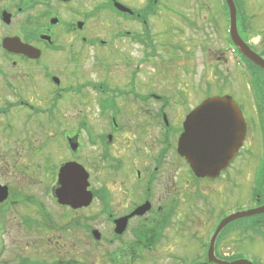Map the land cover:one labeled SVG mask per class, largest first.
<instances>
[{
  "label": "flooded vegetation",
  "instance_id": "obj_1",
  "mask_svg": "<svg viewBox=\"0 0 264 264\" xmlns=\"http://www.w3.org/2000/svg\"><path fill=\"white\" fill-rule=\"evenodd\" d=\"M85 1L94 4L90 10L84 9ZM171 1L142 0L140 7H133L130 0H0V193L6 194L0 201V261L9 254L18 263L29 264L37 216L45 225L51 221L36 200V183L47 181L41 183L42 193L54 208L75 212L58 205L54 197L60 169L75 164L84 170L91 196L90 204L76 212L93 210V228L84 227L87 237L96 231L98 240L116 245L112 257H141V250L149 254L166 243L165 252L158 253L174 264H214L209 248L216 227L230 214L241 213L245 215L232 223L237 226L232 241L239 246V258L227 260L222 251L229 231L221 235L212 255L223 263L264 264V213L250 215L264 207V66L228 44L222 30V51L229 53L241 78L245 100L237 103L226 92L219 97L235 101L246 133L242 148L224 171L215 178L197 177L179 154L183 125L197 106L186 108L184 94L162 92V82L173 84L166 74L179 72V63L155 50L149 32L150 19ZM234 2L239 40L264 65V12H257L263 0ZM114 4L132 13L118 11ZM221 4L223 9L226 4L223 0ZM103 15L117 28L106 39L94 36L97 30L90 26ZM222 21L224 28L225 15ZM178 29L172 27V38ZM9 41L20 43L28 54L4 45ZM215 51L221 55V47ZM205 52L202 60L208 67L211 47ZM189 53V89L194 92L197 56L193 50ZM258 143L256 153L253 145ZM244 154L253 161L249 185L241 184L242 190L247 188L244 199L229 214L220 211L206 236L194 238L195 246L187 254L173 252L167 245L183 240L180 206L198 207L202 216L203 206L194 203L205 193L196 186L222 182ZM123 219L125 229L119 234L117 224ZM13 228L16 237L4 247L3 235H10ZM249 248L253 254L245 255Z\"/></svg>",
  "mask_w": 264,
  "mask_h": 264
},
{
  "label": "rangeland",
  "instance_id": "obj_2",
  "mask_svg": "<svg viewBox=\"0 0 264 264\" xmlns=\"http://www.w3.org/2000/svg\"><path fill=\"white\" fill-rule=\"evenodd\" d=\"M234 3V0H232ZM130 6L140 7L141 1L130 0L128 2ZM94 5L92 2L85 1L84 9L90 10L91 6ZM204 6V7H203ZM166 10L159 13L158 17H153L150 19V37L155 45V50L157 52H164V56L169 59L168 61L179 63V72L171 71L166 74L173 81V84H168V82H162L164 89L162 92H178L181 95H185L188 105L186 108H191L192 106H197L200 101L206 96H216L224 92L233 95L237 98V103L239 99L245 100L243 95V85L238 72L233 68L231 63V58L229 53L224 54L223 48L225 47V42L222 35L224 12L222 9L221 0H172L167 6ZM257 12H264V0L261 4V8L258 7ZM190 23V26H189ZM91 29H96L94 36L100 38H108L113 32L117 30L114 27L113 21L103 17L99 21H92L90 23ZM179 27L177 35L175 33V38H172V27ZM122 26L119 27V29ZM120 44H127V42H119ZM173 45H178L181 48L179 51H174ZM166 46V48H165ZM211 47L212 53L208 54V62L210 63L208 67H204L202 56H206V48ZM221 47V55L217 51V48ZM165 48V49H164ZM172 48L173 51L168 49ZM189 50L196 53L197 59L195 61V78L197 89L192 91L189 89V79L191 74H189ZM159 52V53H160ZM178 52V53H177ZM218 75L225 77L227 82L219 80ZM216 78V79H215ZM220 78V79H221ZM76 82H81L79 77ZM148 89V91H150ZM36 93V92H35ZM181 99V98H179ZM202 100V101H203ZM59 103H64V101H59ZM178 108H181L179 106ZM175 107L172 111H176ZM180 109L179 111H182ZM250 136V135H249ZM252 143V140H249ZM253 147L259 152L260 145ZM251 160L247 158V155H243L237 163L234 164L233 169L229 171L226 177L222 178V182H216L211 184H205L204 182L197 185L196 189L205 193L203 200H195V205L202 207L204 209L203 215L198 214L197 208L192 209L185 205L180 206L179 214L184 217L182 222L179 224V230L181 235L179 236L183 240L178 242L179 245L176 246L177 241H173L167 246L171 250H177L180 254H187L188 248H193L195 246L194 238L198 236H206L211 224L213 223L216 215L220 211H225V214H229L235 206L241 203L244 199L243 191L246 192L247 188L242 185H249L251 174L253 168ZM6 163V160L3 161ZM47 184V181L35 184V197L36 200L41 203L50 215V220L45 225L37 216V221L39 224L36 225L32 239L34 240V254L29 257L30 262H35L34 264H113L111 258L115 264H174L173 261L162 258L161 253H164L166 248V243L163 246H158V248L152 253H142L140 251L141 257H134L119 259L112 257V252L114 251L116 245H109L104 243L102 240L99 242L94 239L87 237L86 229L93 228V210L88 211H78L69 212L57 210L54 208L50 202L44 197L43 185ZM205 184V186H204ZM236 184H239L240 189L236 188ZM245 188V190H244ZM67 210V209H65ZM15 220L14 222H17ZM230 221L225 224L219 231L217 237L213 242L214 245L219 243L222 238L221 235L227 233V239L224 240L222 251L225 253V258L227 260H233L239 258V246L232 241V237L235 239L237 237V229L235 225ZM82 223H85L82 226ZM15 227V224H12ZM185 232H184V230ZM188 231L186 232V230ZM103 232H107L106 229H101ZM172 232V231H171ZM222 232V233H221ZM16 230L13 228L10 235H3L4 247H8L10 243L16 236ZM170 231L167 237H172ZM221 237V238H220ZM226 237V236H225ZM22 240V239H20ZM146 242L145 239H143ZM185 246H184V245ZM117 246L121 247L117 244ZM124 246V245H123ZM123 246L121 248H123ZM142 246L145 245H140ZM62 247V248H61ZM163 249V250H162ZM251 249V248H249ZM162 250V252H161ZM134 253V249L131 250ZM244 251V250H242ZM120 252V251H119ZM161 252V253H158ZM254 250L251 249L245 255L253 254ZM262 255V253H258ZM264 256V255H263ZM3 264H19L13 256L9 254L3 255V260L0 261ZM177 264V263H176Z\"/></svg>",
  "mask_w": 264,
  "mask_h": 264
},
{
  "label": "water",
  "instance_id": "obj_3",
  "mask_svg": "<svg viewBox=\"0 0 264 264\" xmlns=\"http://www.w3.org/2000/svg\"><path fill=\"white\" fill-rule=\"evenodd\" d=\"M229 8L230 36L234 45L242 49L247 57L262 66L261 61L250 52L239 40L236 30V11L232 0H225ZM4 45L17 47V51L28 53L19 43L5 42ZM184 131L180 138L179 151L185 157L196 176L215 177L225 170L229 162L242 146L245 136V123L240 111L230 97H214L201 103L186 119ZM59 189L55 191L60 205H67L73 209L87 207L91 196L86 191L87 177L84 170L77 165H65L58 176ZM6 194L0 193V201ZM263 209L255 211L263 213ZM245 214H236L225 219L216 229L210 247L211 261L218 264H249L246 261L222 263L216 261L212 255V246L221 228L230 221L239 219ZM125 221H122V230ZM209 251V252H210ZM210 254V253H209Z\"/></svg>",
  "mask_w": 264,
  "mask_h": 264
}]
</instances>
